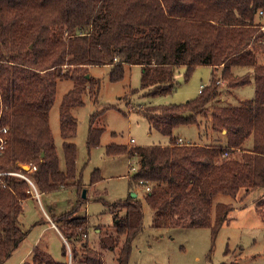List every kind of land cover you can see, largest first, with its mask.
Instances as JSON below:
<instances>
[{
  "label": "trees",
  "instance_id": "obj_1",
  "mask_svg": "<svg viewBox=\"0 0 264 264\" xmlns=\"http://www.w3.org/2000/svg\"><path fill=\"white\" fill-rule=\"evenodd\" d=\"M262 40L264 0H0V170L20 171V163L36 166L23 172L40 193L74 183L83 188L77 145L70 139L77 133L72 107L85 103L86 86L98 99L100 79L90 74L89 66L109 65L110 79L118 81L127 65L139 64L141 90L157 95L176 90L181 67L188 80L199 65H209L210 81L195 98L138 108L151 128L169 136L167 144L106 146L108 155L137 158L131 181L143 185L145 192L143 198L130 195L112 203V209L123 211L118 217L111 209L118 238L106 234L100 243L116 250L119 236L125 234L117 260L128 264L133 240L143 227L144 201L151 207L154 227L210 226L216 233L236 207L215 201L218 194L235 198L241 191L244 197L264 189V62L258 55L264 51ZM240 69L244 71L238 73ZM220 75L230 87L253 82L254 97L222 103ZM61 79L76 82L60 105L65 169L50 124ZM99 115L91 114L89 150L100 145L105 130L95 125ZM208 116L210 129L223 139L199 144L180 142L174 134L178 126L200 124ZM100 178V170H94L92 184ZM31 189L20 176L1 177L0 264L29 233L22 216ZM81 199L83 203L86 196ZM76 208L50 215L65 241L62 254L69 256L66 245L72 243L71 264H105L87 243L81 256L72 242L88 225L86 216L75 215ZM24 264H69V258L55 259L40 240Z\"/></svg>",
  "mask_w": 264,
  "mask_h": 264
},
{
  "label": "rangeland",
  "instance_id": "obj_2",
  "mask_svg": "<svg viewBox=\"0 0 264 264\" xmlns=\"http://www.w3.org/2000/svg\"><path fill=\"white\" fill-rule=\"evenodd\" d=\"M258 55L260 61L264 62V51ZM110 70L109 65L89 66L90 74L100 79L98 99L91 96L86 86L85 103L72 107V113L77 119V133L70 140L77 145L76 165L85 186L77 188L75 183L70 184L54 192L40 193V198L30 192L31 195L24 202L25 211L22 216L29 233L2 264H24L30 258L33 246L40 240L47 243L55 259H70V255L65 257L62 254L65 241L56 228L57 222L50 219V215L60 216L73 207H77L75 215L88 218L87 227L77 240L72 241L80 250L79 255L82 256L84 252L82 244L87 243L89 248L103 257L105 264H119L117 254L125 234L119 236L120 244L116 250L102 247L100 243L106 234L118 238L113 226L114 215L116 213L122 217L123 211L117 207L112 209V203L124 201L132 193L143 198L145 188L143 185H133L131 181L138 167L137 158H130L128 154L108 155L106 146L111 142L131 145L167 144L169 136L151 128L148 119L138 108L149 104L183 103L195 98L201 85L209 83L212 67L199 65L188 80L184 75V67H181L176 73V90L157 95H145L146 92L141 90L142 68L139 64L127 65L124 77L118 81L110 79ZM236 71L241 73L244 69ZM219 80V98L224 104H239L241 100L255 95L253 82L230 87L221 75ZM75 86L76 82L72 79L59 80L55 102L50 111L51 129L62 169H65V159L64 139L60 133V105L64 94ZM94 112L100 114L95 125L105 130L100 145L89 150L87 138L91 114ZM202 119L200 124L178 126L174 134L182 137L184 142L199 144H213L216 139L224 138L222 134L210 129L209 116ZM96 169L100 170L101 178L92 184V173ZM84 189L87 195L86 201L82 203ZM242 196L243 191L235 198L223 193L214 198L215 201L232 202L236 206L216 233L210 226L154 227L151 207L144 201L143 227L133 240L128 264H264V189ZM48 218L49 222L46 221ZM66 246V251L74 254L73 244Z\"/></svg>",
  "mask_w": 264,
  "mask_h": 264
},
{
  "label": "built area",
  "instance_id": "obj_3",
  "mask_svg": "<svg viewBox=\"0 0 264 264\" xmlns=\"http://www.w3.org/2000/svg\"><path fill=\"white\" fill-rule=\"evenodd\" d=\"M263 12V11H262ZM203 87V85H201L200 89ZM7 129L5 128L4 131H6ZM0 140H1V143H0V150L1 148H3V144H4V140L0 137ZM180 142H183V139L180 138L179 139ZM131 141H134V138H131ZM22 169V168H21ZM32 169H36V166H33L31 167L30 165V169L29 170H32ZM24 169L20 170V171H3V170H0V180H1V177L4 176V175H7V174H10V175H16V176H20L26 180H28L31 185H32V189L29 190L31 192H33L38 198H40V192L38 191L36 185L34 184V182L23 172ZM70 259H69V264H71V260H72V254L70 252Z\"/></svg>",
  "mask_w": 264,
  "mask_h": 264
},
{
  "label": "water",
  "instance_id": "obj_4",
  "mask_svg": "<svg viewBox=\"0 0 264 264\" xmlns=\"http://www.w3.org/2000/svg\"><path fill=\"white\" fill-rule=\"evenodd\" d=\"M88 76H89V75H88ZM19 165H20V167H21L22 169H24V170H29V169H30V165H29V164L20 163ZM83 196H84V197L86 196V189L83 190ZM132 196L135 197V196H137V194H136V193H132Z\"/></svg>",
  "mask_w": 264,
  "mask_h": 264
},
{
  "label": "crops",
  "instance_id": "obj_5",
  "mask_svg": "<svg viewBox=\"0 0 264 264\" xmlns=\"http://www.w3.org/2000/svg\"><path fill=\"white\" fill-rule=\"evenodd\" d=\"M200 90V89H199ZM180 138H182V137H180ZM183 139V138H182Z\"/></svg>",
  "mask_w": 264,
  "mask_h": 264
}]
</instances>
